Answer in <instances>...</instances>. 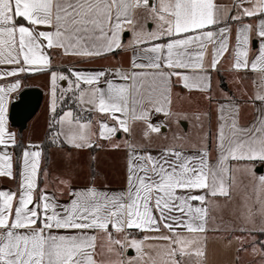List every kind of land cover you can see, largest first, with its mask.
Masks as SVG:
<instances>
[{
	"label": "snow or ice",
	"instance_id": "6c2138e0",
	"mask_svg": "<svg viewBox=\"0 0 264 264\" xmlns=\"http://www.w3.org/2000/svg\"><path fill=\"white\" fill-rule=\"evenodd\" d=\"M245 3L250 6L243 7ZM236 7L240 11L231 16L232 21L247 17L258 22L237 25L233 69L260 72L264 89V0H236ZM228 19L214 0H0V64L19 66L0 72V79L33 70L50 72V112L52 124L58 126L54 144L100 147L92 139L96 134L91 120L82 122L71 109L58 114V102H74L81 111L116 120L119 127L99 122L100 139L111 140L120 130L131 133L136 121L145 124L144 136L149 139L153 133L163 135L168 126L164 121L153 124V115L162 114L177 125L187 120L173 109L172 77H179L186 89L211 92L209 69L217 70L229 49ZM126 34L131 37L127 42ZM209 45L213 51L206 67ZM45 48L80 58L131 48L135 57L131 70L113 73L124 81L117 84L106 79V71H53ZM253 50L256 54L250 61ZM176 69L192 70L194 75ZM60 81H66L67 87H61ZM20 88L19 80L0 85V146L4 149L17 143L8 121L10 102ZM255 100L264 102V92L258 91ZM257 111L256 121L243 128L239 105H219L215 163H210L209 132L199 155L166 147L154 156L137 153L128 145L126 189L118 193L94 186L72 190L69 204L58 203L43 190L36 195L41 152L25 150L18 198L16 193L0 191V264H188L193 257L204 264L208 232L221 231L219 225L209 227L210 220L215 221L211 210L228 208L237 185L235 172L244 173L259 211L264 212V108ZM4 175L12 177L11 154L0 151V176ZM217 197L225 203L221 205ZM242 209H247L240 212L244 224L229 223L224 230L244 233L234 237L237 252H247L248 244L253 254L264 257V240L255 235H264V220L260 227H246L254 223L246 200Z\"/></svg>",
	"mask_w": 264,
	"mask_h": 264
},
{
	"label": "crops",
	"instance_id": "0c3cea01",
	"mask_svg": "<svg viewBox=\"0 0 264 264\" xmlns=\"http://www.w3.org/2000/svg\"><path fill=\"white\" fill-rule=\"evenodd\" d=\"M156 3V0H152ZM220 6V14L229 17L228 23L232 26L231 36L229 38V49L223 54L217 65V70H211L212 89L210 93H204L199 90H189L183 87L179 77H172V106L174 111L184 113L187 120L181 122L180 125L168 123L162 114H155L151 118L153 124H158L164 121L168 124L167 128L163 129V135L152 134L149 139L144 136L145 124L141 121H136L131 125V133H126L123 130L116 132L111 140L100 139L98 134L100 131L99 122H106L110 127H119L116 120L109 118L107 114L98 112L81 111L73 102L64 111L69 109L81 117L82 122L91 120L92 122V139L100 147L77 149L67 143L62 145L52 143L53 136L58 130V126H54L52 130V113L50 112V72L49 71H27L20 73L17 76H7L0 79V85L7 86L15 81L21 82V88L18 94H13L9 105V121L8 126L10 132L15 134L16 145L4 149L0 146V151H7L11 154L12 177L6 175L0 176V191H8L16 193L17 198L21 186V172L23 170V153L25 150L40 151V166L38 174L39 189L36 193L39 196V190H43L47 195L55 197L60 204H69L72 197L70 191L86 189L94 186L100 191L109 193H118L124 191L127 187L128 164L130 157V148L134 147L135 152L143 154L145 152L152 155H158L162 149L166 147H175L178 150L184 151L188 155H199L198 149L203 144V138L206 132L210 133L207 147L210 152V163L216 162L215 137L219 124L218 107L221 104L229 105L233 102L240 107L239 124L243 128L251 126L257 119L259 112L257 109L264 108V102L255 100V95L258 91L264 92L261 88V74L258 71L247 70L235 71L233 69L234 53L233 49L236 45V28L241 23H251L255 25L258 21L255 18H243L242 21L236 22L231 20V16L237 14L240 9L236 7V0H214ZM245 3L243 7H249ZM223 26V25H220ZM154 27V25H153ZM40 30H47L41 28ZM125 42L131 39L130 35H125ZM160 41H157L159 43ZM147 45H140L141 48ZM44 51L49 55L52 61V70L59 73L68 74L72 71L82 72H97L106 71V79L113 80L117 84H122L124 81L116 78L113 73L120 69L129 71L132 69V61L135 57L134 51L129 48L127 51H114L107 55H102L93 58H80L72 55L63 54L60 49H47ZM212 46L209 45L207 50L206 67L211 61ZM255 51V50H253ZM249 53V60L255 57V52ZM140 55H143L142 53ZM137 62H146L138 60ZM18 65L0 64V72H8ZM27 67V66H26ZM36 67V66H33ZM188 75H194L192 70L176 69ZM198 71V70H197ZM66 81H60L59 84H64ZM101 87H106L101 84ZM27 88H38L42 90L47 97L43 103L42 109L34 116L32 121L27 125L22 132L10 121L12 105L20 96V93ZM211 95L212 99L206 97ZM230 99H227V98ZM59 104V102H58ZM61 106V105H60ZM57 106V111L60 108ZM44 113H47L46 120H43ZM62 114V113H61ZM116 117L123 118L121 113H115ZM197 116L200 118L197 119ZM185 129L183 128V126ZM203 125V127H201ZM191 127L198 131V135L193 138L181 136L182 130H189ZM169 132L171 135H169ZM175 132H178L176 134ZM181 139H174L175 136ZM173 137V138H172ZM63 140V137H61ZM21 144V154L19 158L18 168L16 166V148ZM114 144H119V148L113 147ZM46 145L48 152V161L46 158ZM94 157V159H93ZM232 164H242L244 162L232 161ZM264 167V166H262ZM259 174V173H258ZM237 185L233 189V199L229 203L228 208L222 211L213 208L211 213L215 217V221L209 222V227L219 225L221 228L222 220H228L231 224L233 218L234 202L236 199H241L243 188L247 187L248 179L242 171L235 172ZM64 181L65 183H61ZM242 181V182H241ZM245 194V193H244ZM216 200L223 205V198L217 197ZM260 208V205H259ZM260 226L264 220V212H259L258 216ZM228 223V225H229ZM208 241L206 248V259L204 264H261L264 257L259 254H253L251 246L246 244L247 252H237L239 243L234 239L235 236H242L244 233L239 231L229 232H208ZM257 239L264 240V235L255 233ZM250 239V238H249ZM229 241H232L229 244ZM237 257L239 259L237 260ZM188 264H197V260L193 257Z\"/></svg>",
	"mask_w": 264,
	"mask_h": 264
},
{
	"label": "rangeland",
	"instance_id": "374dc122",
	"mask_svg": "<svg viewBox=\"0 0 264 264\" xmlns=\"http://www.w3.org/2000/svg\"><path fill=\"white\" fill-rule=\"evenodd\" d=\"M255 51H253L254 53ZM256 54V53H255ZM258 76H260L261 74H256ZM61 87H67V84L64 83V84H60ZM43 92V91H42ZM47 100V97H46V94L43 92L42 93V96H41V104H40V107L38 108L36 114L42 109V105L44 102H46ZM73 102H69V103H64V102H59V106L62 105V104H66V105H73L72 104ZM35 114V115H36ZM34 115V116H35ZM44 115L46 117L43 118L42 122L44 120H46L47 118V113H44ZM34 116H32L30 118V120L28 121V124L32 121V119L34 118ZM27 124V125H28ZM51 126L53 127L54 125L51 123ZM183 126V125H182ZM183 128L185 129V127L183 126ZM181 132V136H186V137H189V138H193V137H196L198 135V131L193 129L191 127V129L189 130H182L180 131ZM176 134H178V132H175ZM169 135H171V133L169 132ZM177 136V135H176ZM199 136V135H198ZM173 138V137H172ZM243 192V195L244 197L242 196L241 199H236L235 202H234V209H235V212H233V214L231 215V217L233 218V220H231V226L233 227H239L241 226L242 224H244V221L240 218V212L243 210L245 212H247V209H242V203L246 200L247 201V205L251 208V213H252V220L254 221V223H248L246 224L245 226L246 227H249V228H252V227H260V221H259V217L258 214H259V204L256 203V194L253 190V186L248 183L247 184V187L243 188L242 190ZM245 193V194H244ZM213 215V213H211V216ZM228 220H222V223H221V229L225 232L224 229L228 228L229 225H228Z\"/></svg>",
	"mask_w": 264,
	"mask_h": 264
},
{
	"label": "water",
	"instance_id": "95a60500",
	"mask_svg": "<svg viewBox=\"0 0 264 264\" xmlns=\"http://www.w3.org/2000/svg\"><path fill=\"white\" fill-rule=\"evenodd\" d=\"M42 90L27 88L20 93L19 99L13 103L10 121L21 132L27 127L28 121L40 107Z\"/></svg>",
	"mask_w": 264,
	"mask_h": 264
},
{
	"label": "trees",
	"instance_id": "16d2710c",
	"mask_svg": "<svg viewBox=\"0 0 264 264\" xmlns=\"http://www.w3.org/2000/svg\"><path fill=\"white\" fill-rule=\"evenodd\" d=\"M72 108H73V105H71ZM68 107H70L69 105H66V104H62L60 106V108L58 109L57 113L58 114H61L65 109H67ZM54 129V126L52 127V130ZM46 158H45V161L47 162L48 161V152H47V145H46ZM20 154H21V144H19L16 148V166L18 168V165H19V158H20Z\"/></svg>",
	"mask_w": 264,
	"mask_h": 264
}]
</instances>
